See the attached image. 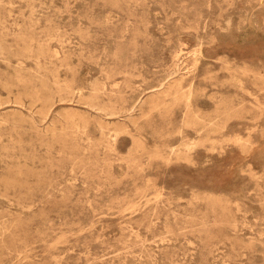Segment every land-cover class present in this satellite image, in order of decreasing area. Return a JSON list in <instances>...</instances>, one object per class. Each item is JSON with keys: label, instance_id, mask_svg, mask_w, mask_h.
Returning a JSON list of instances; mask_svg holds the SVG:
<instances>
[{"label": "rangeland", "instance_id": "1", "mask_svg": "<svg viewBox=\"0 0 264 264\" xmlns=\"http://www.w3.org/2000/svg\"><path fill=\"white\" fill-rule=\"evenodd\" d=\"M0 264H264V0H0Z\"/></svg>", "mask_w": 264, "mask_h": 264}, {"label": "bare ground", "instance_id": "2", "mask_svg": "<svg viewBox=\"0 0 264 264\" xmlns=\"http://www.w3.org/2000/svg\"><path fill=\"white\" fill-rule=\"evenodd\" d=\"M201 53V52H200ZM197 56V55H196ZM81 90V89H80ZM191 99V98H190ZM188 107V106H187ZM185 113V112H184ZM126 116V115H125ZM169 149V148H168ZM172 150V149H171ZM175 151V150H174Z\"/></svg>", "mask_w": 264, "mask_h": 264}]
</instances>
